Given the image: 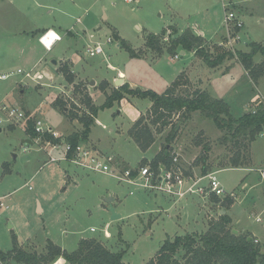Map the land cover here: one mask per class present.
Here are the masks:
<instances>
[{
	"label": "rangeland",
	"instance_id": "1",
	"mask_svg": "<svg viewBox=\"0 0 264 264\" xmlns=\"http://www.w3.org/2000/svg\"><path fill=\"white\" fill-rule=\"evenodd\" d=\"M246 5L241 0H231V7L239 16L246 10L252 12L243 16L245 27L238 32L243 38L235 44V50L249 51L252 42L264 46V0H250ZM224 22L222 0H0V65L4 67L3 72H16L18 68L28 70L42 59L47 71L54 76L50 79L52 77L45 72L47 75L43 83L24 79L22 74L0 79V103L9 108L23 109L26 115H31L34 123L42 119L46 125L61 132L59 137L64 141L72 133L83 129L80 117L90 115V109L84 102L87 90L93 91L92 103L102 105L114 90L102 91V83L106 80L112 82L118 70H122L127 81L134 82L137 87L161 93L186 68L191 78L188 89L199 86L202 76L209 81L205 89L212 96L229 102L233 115L239 117L252 108L253 97L260 95V99L264 100V74L257 78L235 58L214 71L202 58L193 57L189 50L185 54L177 50L179 55L176 57L166 49L170 44V33L163 40L164 51L161 54L145 44L149 33L160 34L174 25L180 32L187 28L197 31L196 26L203 29L205 36L210 38L208 44L212 46L225 40L227 31ZM36 26L54 27L64 35L72 31L73 38L65 35L53 51L45 53L40 49V53L35 54L32 45ZM114 33H119L142 55L132 56L120 45ZM109 38L111 42H107ZM96 42L103 45L104 53L91 56L88 47ZM22 50L24 54H21ZM64 55L78 58L77 64L87 70L83 80L73 73L74 82L67 81L62 69L65 65L69 69L72 66ZM53 59L58 60L57 64L52 63ZM262 60L260 53L254 58L255 63ZM91 80L96 83L92 84ZM18 81L20 84L14 90ZM93 87L98 90L94 92ZM7 94H13L16 100L9 104L5 99ZM130 98L135 99L130 103L121 105L120 102L114 107L100 109L91 125L89 137L83 142L101 155H114L122 168L137 169L150 162L159 147L162 149L172 128L169 125L160 132L161 126L153 124V116L147 113L151 107L147 108L149 99L131 95ZM139 110L142 111L140 115L147 113L145 123L151 125L158 138L147 152L141 150L130 136V128L137 120ZM0 113L4 119L0 117V198L7 191L14 190L10 198L4 199L10 203V208L0 207V250L3 252L14 248L13 234L19 230L18 246L23 243L27 246L26 240L31 236L41 244L46 242V238L61 240L62 236H66L71 244L70 250H75L80 237H97L112 251L123 252L127 264H145L167 238L203 231L210 219L218 218L221 213V203L209 208L208 197L204 199L197 194H189L176 201L120 182L109 174L82 169L66 160L46 163L51 147L45 140L31 137L26 132L25 121L7 120V113L1 108ZM74 113L80 117L73 118ZM98 118L102 124L97 122ZM178 121L177 116L173 117L174 125ZM222 135L213 120L196 111L188 120L179 123L171 147L187 170L200 174V167L194 165V161L205 154L203 146L208 145L207 163L213 167L211 171H216L219 161L228 162L233 154L232 149L220 142ZM23 137H28L32 144L24 143ZM252 145L254 154L259 156L251 172L259 175L258 168L264 167V129ZM25 147L27 150H24ZM3 162L12 172L2 179ZM243 174L237 169H222L216 176L221 185L232 192ZM248 196L254 199L252 194ZM108 197L114 198L112 204L120 218L111 219ZM263 199L262 190L260 200ZM39 200L45 206V213H39ZM262 205L258 203L252 207V214L248 210V200H244L233 212L238 214L242 225L264 235V221L257 222L255 219ZM209 214L213 215L208 217ZM106 226L111 236L104 233ZM232 226L236 228L235 224ZM35 246L27 247L34 249ZM177 256L183 262L182 254ZM5 263L15 264L10 260Z\"/></svg>",
	"mask_w": 264,
	"mask_h": 264
},
{
	"label": "trees",
	"instance_id": "2",
	"mask_svg": "<svg viewBox=\"0 0 264 264\" xmlns=\"http://www.w3.org/2000/svg\"><path fill=\"white\" fill-rule=\"evenodd\" d=\"M167 33L171 36L170 44L166 48L171 54L176 55L177 50L193 51L211 68L223 65L226 61L237 59L245 68L254 73L258 78L264 74V46L258 42L250 43V50H229L221 43L210 46L207 40L200 34L187 28L183 31L170 25L160 34L149 33L145 38L148 48L161 54L164 49L163 40ZM114 37L119 40L120 45L135 57H140L141 53L131 47L125 39L118 33ZM212 48V49H211ZM262 54L263 60L255 63L257 54ZM62 72L68 82L73 83L74 74L66 65ZM190 78L182 72L168 86L159 93L153 89H142L140 87L131 88L125 82L107 95L105 102L97 106L92 103L91 97L87 93L84 100L90 109V115L74 113L73 118L80 117L83 129L74 132L66 138V141L75 147L80 141H85L91 132V125L95 121L100 109L111 108L115 102H120L126 94L140 98L149 99L152 104L147 113L153 116V124H159L162 132L165 127L171 125V130L166 136V143L162 149L151 160L157 166L160 162H169L172 159L171 142L177 136L179 123L188 120L193 112L200 111L204 116L213 120L215 125L223 132L220 142L228 149H232L233 154L228 162L219 161L222 167H239L249 165L252 161V143L264 129V101L252 102L249 111L239 117L232 113L231 106L223 99L213 97L207 90L197 86L188 89ZM102 88L105 86L102 84ZM79 89V87H77ZM180 90V91H179ZM142 114L130 128V136L143 151L148 150L157 141V135L149 123H145L148 115ZM177 116L179 121L174 125L173 117ZM26 132L31 137L38 134L34 128L32 119L27 121ZM45 140L53 142L61 141L53 135L46 133ZM210 150L208 145L203 146L205 154L194 161L198 165L201 174H206L213 169L207 163ZM70 151V154H72ZM148 162L147 159H144ZM214 202H220L224 210H228L234 203V199L227 196L219 199L217 196L211 197ZM232 218L228 212L220 213L218 218L210 219L208 227L203 232H189L183 235H175L167 238L159 250L145 264H264V245L250 233L233 232ZM14 248L9 252L0 250V260L3 262L15 261L18 264H53L60 257L66 259L68 264H127L123 259V252H114L103 242L96 238H82L78 247L73 251L63 249L61 246L48 240L46 248L42 252L29 251L17 244V236L14 233ZM177 254H182V261Z\"/></svg>",
	"mask_w": 264,
	"mask_h": 264
},
{
	"label": "built area",
	"instance_id": "3",
	"mask_svg": "<svg viewBox=\"0 0 264 264\" xmlns=\"http://www.w3.org/2000/svg\"><path fill=\"white\" fill-rule=\"evenodd\" d=\"M125 1L137 2L138 0ZM222 1L225 10L224 23L227 35L225 36V40L220 43L227 49L235 51V44L241 39V32L239 34L238 32L241 28L243 29L244 21L232 9L231 0ZM61 39L62 36L53 29H47L39 37L40 42L48 51H51L55 43ZM107 42H111V39L109 38ZM88 52L91 56L102 54L104 53L103 45L96 42L94 45L88 47ZM178 55L177 53L175 56L178 57ZM14 74H22L24 75V79L35 80L37 83H43L42 80L47 75L41 69L24 70L18 68L16 72L0 74V79H7ZM257 100L264 101L260 99V95L256 97L255 101ZM0 108L7 113V120H23L25 121V125H27V121L31 119V115H26L25 111L19 107L9 108L7 105L0 103ZM251 109L254 108L252 107ZM1 120L4 119L2 118ZM34 128L38 134L37 138L39 139H44L46 133L53 135L55 138H60V133L55 131L51 126L46 125L42 119H38L34 123ZM45 143L51 147L48 153V162L66 160L82 169L109 174L120 182L143 188L155 194L165 195L176 201L189 194H197L204 199L212 196H217L219 199H223L227 196L234 197L233 192H228L223 185H221L216 176L217 171H209L206 174L193 173L182 165L175 151L172 152V159L169 162H160L155 166L150 161L136 169L131 167L122 168L114 155H101L83 141H80L73 148L66 140L58 142L45 140ZM71 150H73L72 154L69 155ZM205 181L207 182L205 183ZM130 193L133 194L134 191H130ZM0 205L5 206V203L0 201ZM257 220L260 221V218ZM104 233L106 236H110L107 227ZM256 242H258V239ZM0 264L6 263L0 260Z\"/></svg>",
	"mask_w": 264,
	"mask_h": 264
},
{
	"label": "crops",
	"instance_id": "4",
	"mask_svg": "<svg viewBox=\"0 0 264 264\" xmlns=\"http://www.w3.org/2000/svg\"><path fill=\"white\" fill-rule=\"evenodd\" d=\"M242 1V3L244 4V5H246L247 3H248V1H250V0H241ZM246 7H247V5H246ZM252 12L249 10V11H244L242 14H240L241 16V18H242V20L244 21V23H245V20H244V18H243V16L245 15V14H251ZM245 25V24H244ZM245 27V26H244ZM244 27H243V29H244ZM47 29H53V30H55L56 32H58L61 36H62V39L60 40V41H58V42H56L55 43V45L53 46V48H52V50L51 51H53V49H54V47L57 45V44H59L61 41H63L64 40V38H65V35H67V37H71V38H73L72 37V35H73V32L72 31H67L66 33H65V35H64V33H62L59 29H57V28H54V27H49V28H41V27H38V26H36L35 27V29H33V30H36V34H34L35 36L33 37V39H34V41H33V45H32V51L33 52H35V54L36 53H40V49L42 50H44L45 51V53H48V52H50V51H48L46 48H45V46L40 42V40H39V37L41 36V34L44 32V31H46ZM242 29V30H243ZM196 30L197 31H195L196 33H198V34H200V35H202L206 40H210V38H207L206 36H205V32H204V30L203 29H201V28H198L197 26H196ZM241 30V31H242ZM119 34V33H118ZM242 34V33H241ZM91 36H93V35H91ZM120 36V35H119ZM225 36L226 35H224V38H225ZM121 37V36H120ZM242 35H241V39H240V41L238 42V43H240L241 41H242ZM84 39V38H83ZM220 43V42H219ZM262 44V43H261ZM178 50H180L181 51V53L182 54H185L186 53V50H184V49H182V48H179ZM248 52V51H247ZM25 52L22 50L21 51V54H24ZM191 53H192V56L193 57H195L196 55H195V53L193 52V51H191ZM103 54V53H102ZM140 55H142V54H140ZM64 57L65 58H67L69 61H70V64H71V66H72V69H71V71L73 72V73H76L78 76H80V78H81V80H83L84 78H85V76H87V74H86V69L85 68H83V66H81V65H79V64H77L78 63V58H76L75 56H72V57H67L66 55H64ZM60 59V58H59ZM194 59V58H193ZM57 60V59H56ZM58 61V60H57ZM193 61V60H192ZM191 61V62H192ZM43 61H42V59L41 60H38V61H36L33 65H31L30 66V69H41V70H43L44 72H46L47 74H49V76H51L52 78H50V79H53L54 78V76H53V74L51 73V72H48L47 71V66H45L46 65V63H42ZM112 66V68H115L113 65H111ZM220 67L221 66H219V67H216V68H211V67H209V69H211V70H214V71H216V70H220ZM4 67H2L1 65H0V74L1 73H4L3 72V69ZM29 70V69H28ZM182 72H185L187 75H188V77L190 78V76H189V73L187 72V69L186 68H184L183 69V71ZM181 72V73H182ZM52 74V75H51ZM178 77V76H177ZM176 77V78H177ZM119 78H122L123 80H124V82H123V84L127 81V76L125 75V73L122 71V70H118V72H117V75H115L114 77H113V81L111 82V81H109V80H106V81H104L102 84L105 86V89H103L102 91H109V90H111L112 88H114V89H116V88H118L119 86H117L116 85V81L119 79ZM200 78H202V82H201V84L199 85V87H201L202 89H205V86H206V83H209V81L208 80H206V79H204L202 76H200ZM190 80H191V78H190ZM21 81V80H20ZM20 81H18L17 83H16V85H15V88H14V90H16L17 88H18V86H19V84H20ZM94 81V82H93ZM174 81V80H173ZM172 81V82H173ZM171 82V83H172ZM91 83L92 84H95L96 82H95V80H91ZM127 83L130 85V87L131 88H136L137 86L135 85V83L134 82H130V81H127ZM264 82H262V84H263ZM170 85V84H169ZM168 85V86H169ZM98 86V82H97V85L95 86V87H97ZM95 87H93V90H94V92H96L98 89L97 88H95ZM168 88V87H167ZM13 90V91H14ZM166 90V89H165ZM164 90V91H165ZM206 90V89H205ZM21 91H23L22 89H21ZM208 91V90H207ZM112 92V91H111ZM15 93V92H14ZM87 93L89 94V96L91 97L92 96V94H93V91H92V89H88L87 90ZM162 93V92H161ZM263 95V99H264V94H262ZM258 96V95H257ZM257 96H255V97H253L252 99H251V101L252 102H254L255 100H256V97ZM213 97H215V96H213ZM215 98H218V97H215ZM5 99H7V101H8V103L10 104L11 103V101L12 100H16V98L13 96V94H12V96H10L9 94H7L6 95V97H5ZM133 99H135V98H133ZM133 99H131L130 98V95L129 94H126V96L120 101L121 102V105L124 103H130V102H132L133 101ZM220 99H223L224 100V98H220ZM105 102V101H104ZM103 102V103H104ZM120 102H115L114 103V105L112 106V107H114L117 103H120ZM251 102V103H252ZM102 103V104H103ZM1 104H5V103H1ZM228 104L230 105V103L228 102ZM150 105H151V101L149 100V104H148V106H147V108L148 107H150ZM100 106V105H99ZM231 106V105H230ZM251 109V108H250ZM249 109V110H250ZM121 112V110L119 109L118 110V113H120ZM142 113V111H138V114H137V119H138V117L140 116V114ZM1 114V113H0ZM2 115H0V117H1ZM2 118V117H1ZM0 118V119H1ZM97 122H99L100 124H102V122L99 120V118H98V120H97ZM1 123V122H0ZM103 127H105V125H103ZM11 129L12 130H17V128H13V127H11ZM2 130V128L0 127V131ZM22 133V136H24V134H23V132H21ZM61 133V132H60ZM91 133V132H90ZM61 135H62V133H61ZM23 142L24 143H26V144H32V141L27 137L26 139H25V137H23ZM157 142V141H156ZM156 142H154V144H152V146L148 149V150H150L152 147H154V145L156 144ZM253 144V143H252ZM253 146V145H252ZM24 150H27V148L25 147L24 148ZM148 150H146V151H144V152H147ZM160 150V147L157 149V151L155 152V156H156V154L158 153V151ZM154 156V157H155ZM259 155H256V153L254 154V152H253V147H252V161H251V163L249 164V165H246V166H239V167H222V166H219V169L218 170H216L217 171V173H218V171H220V170H222V169H237V170H240V171H243L244 172V174H243V177L241 178V181H240V183H239V185L238 186H236V187H234L233 188V190L234 191H232L233 193H234V197H232L233 199H234V201H235V203L228 209V210H224L223 208L222 209H220V211H221V213H225V212H228L229 213V215L231 216V218H232V224H235V226H236V228L235 229H237V231L238 232H242V233H250V234H252L253 236H255L263 245H264V235H262V234H260V233H257V232H255V231H253V230H251L250 228H248L246 225H242L241 224V222H240V217L238 216V214L237 213H234L233 212V210H234V208L238 205V204H242V202L244 201V200H248V202H249V204H250V206H248L249 208H248V210L249 211H251L250 213H254V210H251V208L253 207H256V205L258 204V203H263V205H262V210H260V212H256V214H255V219H256V221L257 222H262V221H264V199L263 200H260V192L263 190L264 191V167L263 168H258L259 169V171H260V173H259V175H258V173H253V172H251V171H253V169L255 168L254 167V165L255 164H257V157H258ZM153 157V158H154ZM152 158V159H153ZM122 159H124V158H122ZM125 160V159H124ZM149 160H151L150 158H149ZM46 163H49L48 162V160L46 161ZM130 164V163H129ZM6 164L3 162L2 163V169H3V175H2V179L3 178H5L6 176H8V175H11V172H12V170L10 169V168H8V166H5ZM5 167V168H4ZM74 181V180H73ZM68 183H69V180H68ZM239 188V190H237ZM14 191V190H13ZM13 191H7V193H5L2 197L3 198H0V201H2V202H4L5 203V206H1L0 205V207H6V208H10V203L7 201V203H6V201H4V199H7V197L9 196V198H10V194L13 192ZM253 195V197L252 198H254L253 200H251L250 199V196H248V195ZM231 197V196H230ZM38 199V198H37ZM164 199H166L167 200V198H164ZM209 200H210V207L209 208H212L213 206H214V204L215 203H217V202H214L212 199H210L209 198ZM113 201H114V199H113ZM38 206H39V208H38V210H39V213H45V206L41 203V200H39V202H38ZM235 209H237V208H235ZM257 209V208H256ZM208 214V213H207ZM211 215H213V214H209L208 215V217H210ZM258 218H260V221H258L257 219ZM206 224H207V221H206ZM107 226H108V224H107ZM106 226V227H107ZM264 226V225H263ZM105 227V228H106ZM207 227H208V224H207V226H206V228H205V230L207 229ZM43 228H46V227H43ZM105 230V229H104ZM107 230H108V228H107ZM205 230H203V231H205ZM203 231H199V232H203ZM108 232L110 233V231L108 230ZM19 233H20V231L19 230H15V234H16V236H17V238H18V236H19ZM263 234H264V232H262ZM110 236H111V234H110ZM82 238H91V237H80L79 238V240L76 242V248L78 247V245H79V242H80V240L82 239ZM92 238H97V237H92ZM109 238V237H108ZM61 240H57L56 238L54 239V238H52V237H50V238H46V242L45 243H43V244H41L40 242H39V240L36 238V237H33V236H31V237H29V238H27V240H26V245L27 246H30V245H36L35 246V248L34 249H30V248H28L27 246H24V243L23 244H20V246L19 247H22V248H24V249H26V250H29V251H38V252H42V251H44L45 250V248H46V245H47V243H48V240H52L54 243H56L57 245H59V246H61L63 249H66V250H68V251H73V250H70L71 249V244H69L70 242H69V240L67 239V237L66 236H62L61 238H60ZM14 263L15 264H18V263H16L15 261H14ZM53 264H68L67 263V261H66V259L65 258H63V257H60V258H58L57 260H56V262H54Z\"/></svg>",
	"mask_w": 264,
	"mask_h": 264
},
{
	"label": "water",
	"instance_id": "5",
	"mask_svg": "<svg viewBox=\"0 0 264 264\" xmlns=\"http://www.w3.org/2000/svg\"><path fill=\"white\" fill-rule=\"evenodd\" d=\"M57 60L56 59H53L52 60V63L53 64H57ZM94 82V81H93ZM123 82H124V80L122 79V78H119L117 81H116V85L117 86H120V85H122L123 84ZM113 197H108L107 198V201L110 203V211L112 212V216H111V219L112 220H115V219H118V218H120L121 217V215L119 214V213H117L116 212V210H115V208H114V206H113V204H112V201H113ZM233 232H235V233H237L238 231H237V229H233Z\"/></svg>",
	"mask_w": 264,
	"mask_h": 264
}]
</instances>
